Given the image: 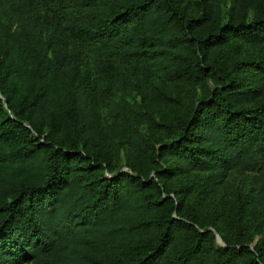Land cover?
Returning a JSON list of instances; mask_svg holds the SVG:
<instances>
[{
  "label": "trees",
  "instance_id": "trees-1",
  "mask_svg": "<svg viewBox=\"0 0 264 264\" xmlns=\"http://www.w3.org/2000/svg\"><path fill=\"white\" fill-rule=\"evenodd\" d=\"M0 264H264V0H0Z\"/></svg>",
  "mask_w": 264,
  "mask_h": 264
},
{
  "label": "rangeland",
  "instance_id": "rangeland-1",
  "mask_svg": "<svg viewBox=\"0 0 264 264\" xmlns=\"http://www.w3.org/2000/svg\"><path fill=\"white\" fill-rule=\"evenodd\" d=\"M252 173H245V172H233L228 176L227 182L230 183L232 186L242 188L245 190H249L252 186ZM219 241L221 242L220 237H218Z\"/></svg>",
  "mask_w": 264,
  "mask_h": 264
}]
</instances>
